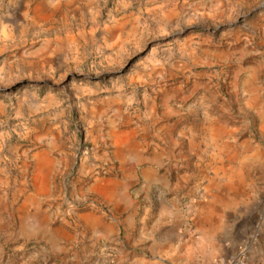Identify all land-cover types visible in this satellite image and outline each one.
Returning <instances> with one entry per match:
<instances>
[{
	"label": "rangeland",
	"instance_id": "1",
	"mask_svg": "<svg viewBox=\"0 0 264 264\" xmlns=\"http://www.w3.org/2000/svg\"><path fill=\"white\" fill-rule=\"evenodd\" d=\"M44 3L51 4L48 11ZM91 29L97 32L89 34ZM56 37L69 60L36 54ZM191 46L233 53L204 68L207 79H195L189 72L185 80L172 76L176 60L186 62L177 50ZM158 61L169 70L162 85L207 82L209 89H200L207 100L202 105L194 99L197 108L183 122L177 145L161 146L168 151L161 171L164 186L141 202L136 222L117 228L111 238L97 239L80 214L94 211L110 218L90 186L116 176L117 164L111 148L87 138L78 105L97 97L79 101L77 87L116 88L135 70L152 69ZM247 69L252 71L248 77ZM151 88L135 89L139 97L128 114L149 113L142 95L156 102L152 113L160 112L159 97L154 99ZM47 95L63 102L52 112L71 126L67 149L53 163L54 192L36 204L28 202L31 160L22 163L18 152L14 163L0 161L9 172L0 202V264H138L139 233L145 223L150 226L160 205L168 207L178 198L183 211L192 215L210 180L231 182L236 193L235 183L245 180L264 205V0H0V104L6 110L0 133L7 134L6 145L24 148L32 133H42L48 114L39 105ZM212 100L226 110L219 124L209 107ZM85 149L90 151L83 153Z\"/></svg>",
	"mask_w": 264,
	"mask_h": 264
},
{
	"label": "crops",
	"instance_id": "2",
	"mask_svg": "<svg viewBox=\"0 0 264 264\" xmlns=\"http://www.w3.org/2000/svg\"><path fill=\"white\" fill-rule=\"evenodd\" d=\"M43 6L48 11L51 4L44 3ZM96 32L91 29L89 34ZM58 40L56 37L54 42H44L36 54L49 55L52 60L60 57H64V61L69 60L58 45ZM177 52L178 57L186 62L180 63L175 59L172 76L184 80L187 72L195 79H207L208 74L203 69L221 64L233 53L230 49L205 47L199 50L192 46L180 48ZM201 57L205 60L197 61ZM192 70H196L197 74ZM168 71L163 62L158 61V65L152 69L146 66L135 70L134 75L128 76L116 88L77 87L75 99L81 101L90 95L97 97L78 105L87 138L94 145L100 143L103 147L111 148L113 160L117 164L116 176L98 179L90 186L95 201L108 207L110 218L94 211L80 214L81 221L93 231L97 239L111 238L117 228L126 229L136 222V209L140 208L141 202L149 200L152 190L164 186L165 174L161 171L164 152L168 151L161 146L167 142L176 146L183 122L197 108L194 99L199 98L202 105L207 100L206 93H201L200 89H209V83L193 81L188 86L187 80L168 87L162 85L169 75ZM246 72L248 77L252 71L247 69ZM142 86L153 87L151 92L156 94L154 99L159 97L162 106L159 113L151 111L152 103L156 105V102L142 95L149 113L145 111L137 116L128 114L139 97L135 89ZM39 106L48 114L42 120L46 121L43 131L40 134L32 133L24 148L6 145L8 136L0 133V161L10 159L9 163H14L15 158L20 156L18 152L24 157L22 163L31 160L33 172L29 204L48 200L54 192L53 163L58 154L66 152L69 140L67 133L71 127L60 119L58 112H52L62 108L63 102L59 99L52 95L44 96ZM4 107L0 104V119L6 116ZM209 107L215 110L216 122H223L226 113L224 107L215 100ZM69 136L73 141L76 140L74 134L70 133ZM3 152H7L9 157L2 158ZM8 173L6 168L0 167V202L6 196L4 180L9 176ZM233 186L231 182L207 181L205 197L194 206L192 215L183 211L178 198L170 201L168 207L160 205L150 226L147 227L145 223L139 233L141 253L138 264H216L221 259L239 255L245 256L246 264H264V205L256 201L255 188L245 180L235 183L238 193L230 190Z\"/></svg>",
	"mask_w": 264,
	"mask_h": 264
},
{
	"label": "built area",
	"instance_id": "3",
	"mask_svg": "<svg viewBox=\"0 0 264 264\" xmlns=\"http://www.w3.org/2000/svg\"><path fill=\"white\" fill-rule=\"evenodd\" d=\"M89 149H85L83 153L89 152ZM217 264H246V258L244 255L232 257L230 259H221Z\"/></svg>",
	"mask_w": 264,
	"mask_h": 264
},
{
	"label": "bare ground",
	"instance_id": "4",
	"mask_svg": "<svg viewBox=\"0 0 264 264\" xmlns=\"http://www.w3.org/2000/svg\"><path fill=\"white\" fill-rule=\"evenodd\" d=\"M97 189V188H96Z\"/></svg>",
	"mask_w": 264,
	"mask_h": 264
}]
</instances>
